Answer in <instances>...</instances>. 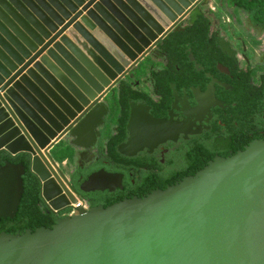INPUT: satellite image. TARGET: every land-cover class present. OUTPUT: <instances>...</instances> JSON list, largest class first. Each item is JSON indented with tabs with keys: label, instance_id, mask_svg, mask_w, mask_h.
Instances as JSON below:
<instances>
[{
	"label": "water",
	"instance_id": "water-1",
	"mask_svg": "<svg viewBox=\"0 0 264 264\" xmlns=\"http://www.w3.org/2000/svg\"><path fill=\"white\" fill-rule=\"evenodd\" d=\"M198 1L0 0V151L29 156L53 214L75 198L48 150L105 116L106 95ZM129 107L117 153L171 138L147 106ZM24 171L0 164V218L15 216ZM121 180L101 168L79 189L113 191ZM0 264H264V140L144 196L1 231Z\"/></svg>",
	"mask_w": 264,
	"mask_h": 264
},
{
	"label": "flooded vegetation",
	"instance_id": "flooded-vegetation-1",
	"mask_svg": "<svg viewBox=\"0 0 264 264\" xmlns=\"http://www.w3.org/2000/svg\"><path fill=\"white\" fill-rule=\"evenodd\" d=\"M140 62L104 98L109 110L95 118L98 127L66 138L69 156L59 167L69 185L74 177L88 207L117 192L122 198L148 193L194 174L216 155L264 140V0H199ZM130 102L147 106L165 123L156 132L171 138L116 158L109 148L128 137ZM101 168L122 174L120 188L81 191L79 184Z\"/></svg>",
	"mask_w": 264,
	"mask_h": 264
},
{
	"label": "trees",
	"instance_id": "trees-1",
	"mask_svg": "<svg viewBox=\"0 0 264 264\" xmlns=\"http://www.w3.org/2000/svg\"><path fill=\"white\" fill-rule=\"evenodd\" d=\"M118 141L119 138L114 137L111 142L116 144ZM113 146L109 148V153L113 157L118 158L120 155ZM4 161H10L14 163L21 162L25 166V171L22 176L24 191L15 216L13 218H0V232L5 231L7 233L18 234L23 232L25 229L34 231L39 226L50 227L55 223L58 216L54 215L42 200L41 188L38 179L30 171L29 156L23 153L18 155H10L4 151H0V164H2ZM195 172L191 171L190 173ZM174 182L175 181L171 182L170 184H173ZM167 185H162L159 188H165ZM70 186L76 193H79L80 196H78L80 198L84 199L86 194H83L78 190L74 177L71 179ZM145 194H141L138 197L144 196ZM120 199H122V197L118 196V192L106 198L102 196L100 197V201L102 202L103 206L110 205ZM93 204L95 205L96 203Z\"/></svg>",
	"mask_w": 264,
	"mask_h": 264
},
{
	"label": "rangeland",
	"instance_id": "rangeland-1",
	"mask_svg": "<svg viewBox=\"0 0 264 264\" xmlns=\"http://www.w3.org/2000/svg\"><path fill=\"white\" fill-rule=\"evenodd\" d=\"M144 64H145V62H143V63L140 62V64H139L140 68H143ZM134 77L135 76H133V78ZM133 78H128L127 81H132ZM136 80L141 84L142 87H143V85H144V87H147V80L146 81L144 80V75L143 74H139V76L136 77ZM68 151H69V146L67 144V141L63 140L61 143L56 144L55 146H53L51 148V151H50L49 154H50V157L53 160H56V161H58V163H60L62 159H64L67 156H69V154H68L69 152ZM72 160L73 161L70 162V163L74 164L76 162V160L74 158H72Z\"/></svg>",
	"mask_w": 264,
	"mask_h": 264
},
{
	"label": "built area",
	"instance_id": "built-area-1",
	"mask_svg": "<svg viewBox=\"0 0 264 264\" xmlns=\"http://www.w3.org/2000/svg\"><path fill=\"white\" fill-rule=\"evenodd\" d=\"M59 166V163H56ZM65 185L67 186L68 190L70 191V193L74 196L75 201L74 202H70L68 205H66L65 207L59 209V210H55V213L59 216V217H63L66 215H74L77 213V209L78 208H83V209H88L89 205H87V202L84 201V199L80 198L75 192L74 190L71 188V186L68 183V180L66 179L64 181ZM46 205V204H45ZM50 210V209H49Z\"/></svg>",
	"mask_w": 264,
	"mask_h": 264
},
{
	"label": "crops",
	"instance_id": "crops-1",
	"mask_svg": "<svg viewBox=\"0 0 264 264\" xmlns=\"http://www.w3.org/2000/svg\"><path fill=\"white\" fill-rule=\"evenodd\" d=\"M29 67H30V66H29ZM63 140H66V138H61V139L57 140V141L52 145V147L55 146L56 144L61 143ZM67 144H68V143H67ZM52 147H51V148H52ZM51 148L48 150L49 153H50V151H51ZM49 153H48V154H49ZM66 158H67V157H66ZM64 159H65V158H64ZM62 160H63V159H62ZM62 160H61V161H62ZM57 162H58V161H57Z\"/></svg>",
	"mask_w": 264,
	"mask_h": 264
},
{
	"label": "clouds",
	"instance_id": "clouds-1",
	"mask_svg": "<svg viewBox=\"0 0 264 264\" xmlns=\"http://www.w3.org/2000/svg\"><path fill=\"white\" fill-rule=\"evenodd\" d=\"M59 217V216H58Z\"/></svg>",
	"mask_w": 264,
	"mask_h": 264
}]
</instances>
